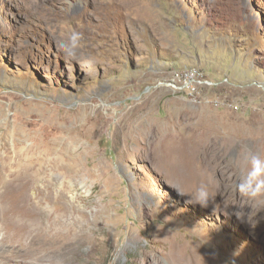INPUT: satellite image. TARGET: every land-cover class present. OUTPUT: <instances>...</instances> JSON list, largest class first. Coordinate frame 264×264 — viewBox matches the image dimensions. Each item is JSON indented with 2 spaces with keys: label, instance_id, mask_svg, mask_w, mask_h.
<instances>
[{
  "label": "rangeland",
  "instance_id": "rangeland-1",
  "mask_svg": "<svg viewBox=\"0 0 264 264\" xmlns=\"http://www.w3.org/2000/svg\"><path fill=\"white\" fill-rule=\"evenodd\" d=\"M247 151L264 0H0V264H264Z\"/></svg>",
  "mask_w": 264,
  "mask_h": 264
},
{
  "label": "clouds",
  "instance_id": "clouds-1",
  "mask_svg": "<svg viewBox=\"0 0 264 264\" xmlns=\"http://www.w3.org/2000/svg\"><path fill=\"white\" fill-rule=\"evenodd\" d=\"M80 38L78 33H73L71 42L61 45L62 51L66 55L74 57ZM242 160L247 165V170L241 174L237 190L241 195L252 199L264 195V157L247 151L243 154ZM179 193L185 195V193ZM188 195L191 203L199 204L203 207H207L213 199V193L206 183H201L195 188L193 193Z\"/></svg>",
  "mask_w": 264,
  "mask_h": 264
},
{
  "label": "bare ground",
  "instance_id": "bare-ground-1",
  "mask_svg": "<svg viewBox=\"0 0 264 264\" xmlns=\"http://www.w3.org/2000/svg\"><path fill=\"white\" fill-rule=\"evenodd\" d=\"M247 170V169H246Z\"/></svg>",
  "mask_w": 264,
  "mask_h": 264
}]
</instances>
